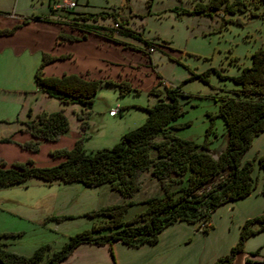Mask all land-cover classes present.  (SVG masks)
Instances as JSON below:
<instances>
[{
    "label": "rangeland",
    "instance_id": "obj_1",
    "mask_svg": "<svg viewBox=\"0 0 264 264\" xmlns=\"http://www.w3.org/2000/svg\"><path fill=\"white\" fill-rule=\"evenodd\" d=\"M242 1L243 4H233V0H75L70 8L50 9L47 0H2L0 9L29 16L49 15L54 20L77 16L82 21L80 15L90 13L95 18L84 20L111 25L114 18L124 16L125 24L154 42L155 47L149 51L143 39L115 30L117 41L126 44L129 51H135V43L150 53L147 58L152 62L147 64V70L151 75L135 62L127 64L126 73L112 79H125L129 87L121 90L116 83L100 80L89 107L49 94L46 101L39 96L32 98L33 102L42 103V109H60L67 118V127L55 138L38 139L34 149L16 148L12 142L0 138V160L5 165L13 159L28 158L40 165L55 163L63 156L53 150L69 146L77 137L87 151L109 146L120 138L122 131L144 119L145 104L158 97L169 99L165 85H176L181 91L177 94L181 112L173 119L177 123L175 133L192 138L199 143L198 147L206 140L208 149L217 155L226 138L222 116L217 113L218 101L223 93L234 94L233 88L238 83L232 75L241 65H249L251 52L264 45V0ZM196 7L201 10H195ZM112 11L116 12L115 17ZM204 70L206 78L199 75ZM153 84L157 91L149 90ZM11 94L10 90L0 89L1 106L9 102ZM116 105L115 114H110L109 108ZM12 126L13 123L0 121V135H7ZM154 151L150 150L152 154ZM260 153H264V128L252 136L240 154V161H252V184L247 193L219 202L203 226L201 221L174 220L162 227L176 233L177 251L189 253L193 264H210L228 252L237 241L243 222L262 211L264 167L257 160ZM138 176L139 186L130 194H122L107 181L85 185L78 179L45 180L36 174L0 182V241L4 247L25 254L41 246L40 261H43L70 233L103 222L108 215L99 211V207L129 201L121 212L123 219H129L146 208L147 196L163 193V185L149 166L142 168ZM183 183L184 173L180 179L170 180L169 186L176 188ZM247 226L253 230L244 237L242 248L234 256L256 250L262 257L264 225H260L259 219H250ZM107 230L106 226H100L96 231ZM115 242L118 248L111 247L110 251L118 260L136 257L143 250L137 247L139 244Z\"/></svg>",
    "mask_w": 264,
    "mask_h": 264
},
{
    "label": "trees",
    "instance_id": "obj_2",
    "mask_svg": "<svg viewBox=\"0 0 264 264\" xmlns=\"http://www.w3.org/2000/svg\"><path fill=\"white\" fill-rule=\"evenodd\" d=\"M237 3L243 4V1L233 0V4ZM233 4L231 3L232 6ZM195 10L201 8L196 7ZM110 13L113 17L117 15L113 11ZM95 16L90 13L80 15L84 19H94ZM32 17L43 16L35 14ZM76 17L55 21L93 31L113 40H117L113 34L116 30L139 37L144 44L152 42L126 25L124 16L120 17L116 26L84 19L81 21ZM14 26L0 27V33L9 32ZM57 36L77 37L76 34L62 31H58ZM54 57L47 51L41 52L33 71V80L38 88L61 101H76L82 107H89L100 80L116 83L121 90L129 87V82L122 78L88 77L76 72L43 74L42 65ZM251 59L249 65H241L239 71L232 75L238 83L233 88L234 94L223 93L218 101L217 113L222 116L226 138L217 155H213L208 149L206 140L201 144L202 147H198L199 143L192 138L175 133L173 128L177 123L173 119L181 112L177 102V94L181 91L176 85H165V94L169 99L158 97L152 103L145 104L144 119L122 131L120 138L109 146L87 151L80 145L77 137L69 146L53 150L63 156L55 163L40 165L28 158L24 161L13 159L5 165L0 160L1 183L36 174L45 180L53 177L62 180L78 179L85 185L107 181L122 194H130L139 186V171L149 166L164 189L160 195L147 196L146 208L129 219L121 217L122 209L129 201L99 207V211L108 215L103 222L94 224L90 229L70 233L61 246L47 254L43 261H40L41 246L25 254L4 247L0 241V264H61L63 257L79 241L110 244L113 240H120L132 245L153 242L166 224L174 220L204 221L219 202L247 193L252 184V161H240V154L252 136L264 128V101L261 99L264 94V45H259L251 52ZM199 75L206 78L207 70L201 71ZM149 90L157 91V88L153 84ZM26 114L30 115L24 122L33 138L24 141L22 145L29 149L37 148L35 143L40 138H55L68 124L60 109H40L34 113L27 110ZM152 148L155 150L153 154L150 152ZM257 160L264 167V153L258 154ZM183 173L185 183L171 188L170 180L180 179ZM262 192L264 193V185ZM250 219H259L260 225H264V207L261 212L243 222L237 241L230 246L228 252L218 256L210 264H225L233 260L234 254L242 248L244 237L253 230L247 226ZM100 226H106L108 230L96 231ZM251 253H256V250ZM261 259L264 261V255Z\"/></svg>",
    "mask_w": 264,
    "mask_h": 264
},
{
    "label": "crops",
    "instance_id": "obj_3",
    "mask_svg": "<svg viewBox=\"0 0 264 264\" xmlns=\"http://www.w3.org/2000/svg\"><path fill=\"white\" fill-rule=\"evenodd\" d=\"M1 2L0 6H3ZM47 4L53 9L49 0ZM42 16L45 17L0 9V27L15 25L11 31L0 33V89L13 93L6 105H0V121L13 123L10 132L1 134L0 138L12 142L16 148L25 147L22 143L33 138L25 127L24 119L28 116L24 114L27 110L32 113L42 109V103L33 102L32 98L39 96L43 101L48 98V94L33 80V71L42 51L55 56L42 65L43 74L76 72L88 77L117 78L126 73L127 64L135 62L141 70L148 72L147 64L152 62L138 44L133 43L135 51H129L126 44L117 40L71 27L67 23H58L49 15ZM63 30L77 37H58L57 32ZM79 31H83L84 35H79ZM64 55L68 57L62 59ZM148 74L151 75L150 72ZM155 76L161 80V76ZM11 148L16 149L14 146ZM169 231L160 229L155 242L139 244L137 247H143L142 252L127 260L112 256L110 248H118L116 240L112 244L79 241L63 257L61 264H193L189 253L177 251L176 233ZM225 264H264V261L256 253H242Z\"/></svg>",
    "mask_w": 264,
    "mask_h": 264
},
{
    "label": "built area",
    "instance_id": "obj_4",
    "mask_svg": "<svg viewBox=\"0 0 264 264\" xmlns=\"http://www.w3.org/2000/svg\"><path fill=\"white\" fill-rule=\"evenodd\" d=\"M52 8H57V7H62V8H70L72 6L75 5V0H56L50 3ZM112 25L116 26L118 25V20L114 19L112 22ZM155 47V43L151 42L148 44H145V48L149 51L153 50V48ZM261 99L264 101V94L262 95ZM118 105L110 107L109 108V113H114L117 109ZM205 224V220L201 221L200 225H204Z\"/></svg>",
    "mask_w": 264,
    "mask_h": 264
}]
</instances>
